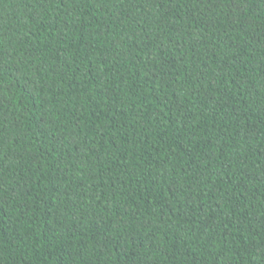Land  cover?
Listing matches in <instances>:
<instances>
[{
  "label": "trees",
  "instance_id": "obj_1",
  "mask_svg": "<svg viewBox=\"0 0 264 264\" xmlns=\"http://www.w3.org/2000/svg\"><path fill=\"white\" fill-rule=\"evenodd\" d=\"M0 264H264V0H0Z\"/></svg>",
  "mask_w": 264,
  "mask_h": 264
}]
</instances>
